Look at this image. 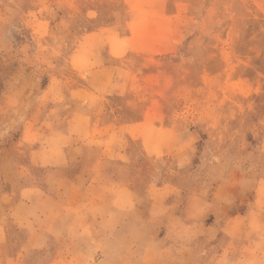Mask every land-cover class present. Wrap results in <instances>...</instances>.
<instances>
[{
	"label": "rangeland",
	"instance_id": "rangeland-1",
	"mask_svg": "<svg viewBox=\"0 0 264 264\" xmlns=\"http://www.w3.org/2000/svg\"><path fill=\"white\" fill-rule=\"evenodd\" d=\"M0 264H264V0H0Z\"/></svg>",
	"mask_w": 264,
	"mask_h": 264
}]
</instances>
